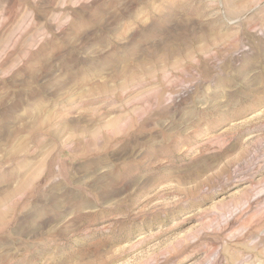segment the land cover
Here are the masks:
<instances>
[{
  "label": "rangeland",
  "instance_id": "1",
  "mask_svg": "<svg viewBox=\"0 0 264 264\" xmlns=\"http://www.w3.org/2000/svg\"><path fill=\"white\" fill-rule=\"evenodd\" d=\"M0 264H264V0H0Z\"/></svg>",
  "mask_w": 264,
  "mask_h": 264
}]
</instances>
